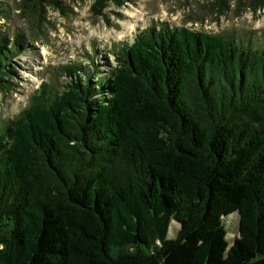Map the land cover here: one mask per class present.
Masks as SVG:
<instances>
[{
	"label": "trees",
	"instance_id": "obj_1",
	"mask_svg": "<svg viewBox=\"0 0 264 264\" xmlns=\"http://www.w3.org/2000/svg\"><path fill=\"white\" fill-rule=\"evenodd\" d=\"M243 37L150 26L0 118V264H264V39ZM26 47L0 33V92Z\"/></svg>",
	"mask_w": 264,
	"mask_h": 264
},
{
	"label": "rangeland",
	"instance_id": "obj_2",
	"mask_svg": "<svg viewBox=\"0 0 264 264\" xmlns=\"http://www.w3.org/2000/svg\"><path fill=\"white\" fill-rule=\"evenodd\" d=\"M91 3L0 0V33L10 42L15 32H21L27 44L15 59L9 89L0 92L1 119H12L27 107L43 82L63 89L65 65L75 64L90 74L99 69L104 74L115 64L121 46L150 26L188 27L234 39L249 35L254 42L260 36L261 42L264 39V0H127L123 6L109 4L98 16L92 13ZM125 23L132 24V30L126 31ZM232 216L236 220L226 219L229 242L238 223V214ZM178 227L172 221L170 238Z\"/></svg>",
	"mask_w": 264,
	"mask_h": 264
},
{
	"label": "bare ground",
	"instance_id": "obj_3",
	"mask_svg": "<svg viewBox=\"0 0 264 264\" xmlns=\"http://www.w3.org/2000/svg\"><path fill=\"white\" fill-rule=\"evenodd\" d=\"M134 15H137L138 13L135 11L134 13H133ZM139 16V15H138ZM125 24H127V23H125ZM127 28H126V31H128V30H132V28H133V25L132 24H127V25H125Z\"/></svg>",
	"mask_w": 264,
	"mask_h": 264
}]
</instances>
